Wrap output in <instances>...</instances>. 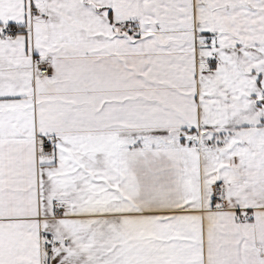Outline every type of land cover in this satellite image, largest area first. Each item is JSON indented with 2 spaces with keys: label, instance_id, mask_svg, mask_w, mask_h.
Returning a JSON list of instances; mask_svg holds the SVG:
<instances>
[{
  "label": "crops",
  "instance_id": "crops-1",
  "mask_svg": "<svg viewBox=\"0 0 264 264\" xmlns=\"http://www.w3.org/2000/svg\"><path fill=\"white\" fill-rule=\"evenodd\" d=\"M7 25L0 264L45 234L54 264H264V0H0Z\"/></svg>",
  "mask_w": 264,
  "mask_h": 264
},
{
  "label": "built area",
  "instance_id": "built-area-1",
  "mask_svg": "<svg viewBox=\"0 0 264 264\" xmlns=\"http://www.w3.org/2000/svg\"><path fill=\"white\" fill-rule=\"evenodd\" d=\"M124 27L126 29L130 28L128 23H125ZM21 31V28L17 25H7L0 29V35L3 38L14 36ZM217 63V57H211L207 64L210 68H213ZM33 76H45L49 73V68L46 65L38 66L36 61L32 64ZM185 142L189 145L195 146L198 151H203L210 146V141L203 139V135L199 130L187 129L184 131ZM35 142V154L36 157H47L52 155L55 150L56 139L53 135H36L34 138ZM224 187L222 183H218L213 195L214 203H221L224 205ZM60 210L55 204L54 215H59ZM237 216L239 219H245L249 214L243 210L237 211ZM60 242L50 234H45L42 236L40 241V249L42 252V262L43 264H54V255L56 250L60 247Z\"/></svg>",
  "mask_w": 264,
  "mask_h": 264
}]
</instances>
